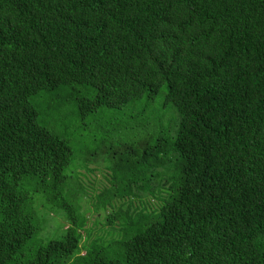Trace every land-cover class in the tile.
Returning <instances> with one entry per match:
<instances>
[{
  "label": "trees",
  "instance_id": "1",
  "mask_svg": "<svg viewBox=\"0 0 264 264\" xmlns=\"http://www.w3.org/2000/svg\"><path fill=\"white\" fill-rule=\"evenodd\" d=\"M0 264H264V0H0Z\"/></svg>",
  "mask_w": 264,
  "mask_h": 264
},
{
  "label": "rangeland",
  "instance_id": "2",
  "mask_svg": "<svg viewBox=\"0 0 264 264\" xmlns=\"http://www.w3.org/2000/svg\"><path fill=\"white\" fill-rule=\"evenodd\" d=\"M110 139V138H109ZM109 141V140H108ZM108 142L103 141L100 142L99 145L95 148H91L90 146L89 152H92L91 155H88L89 152L85 153L84 156L86 157L85 161H88L87 166L93 171H84L83 169H78L81 174L74 173L71 171V181L69 179L68 182V188L71 189V185L73 184H85V190L88 194L94 193V189H100V184L105 183L106 178L104 176L105 174V168L107 165V162L109 161L107 156V144ZM109 164V163H108ZM95 166H99L101 169L96 170L94 168ZM68 170H73L72 165H70ZM44 197V196H43ZM54 198V196L52 197ZM51 198V199H52ZM45 203H48L45 200ZM48 205H46L42 210L39 211V213L36 216L37 221V231L36 235L33 239V241H39L44 240L47 238H53L60 234L61 230L67 225V220L63 217L62 212L55 211L54 209L47 208ZM50 210L53 212L51 213ZM92 216L90 213L87 214V226L92 228V224L90 221H92ZM82 233V238L84 237V232ZM83 253V250L80 251V254Z\"/></svg>",
  "mask_w": 264,
  "mask_h": 264
}]
</instances>
